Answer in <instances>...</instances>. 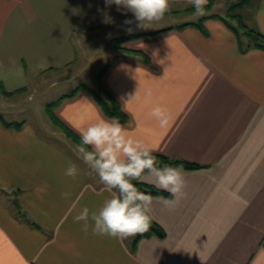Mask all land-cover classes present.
<instances>
[{"label": "crops", "instance_id": "1", "mask_svg": "<svg viewBox=\"0 0 264 264\" xmlns=\"http://www.w3.org/2000/svg\"><path fill=\"white\" fill-rule=\"evenodd\" d=\"M242 16L264 36V0H251ZM126 19L134 20L131 12L105 0H0V99L71 70L78 39L117 26L118 38L129 39L102 84L128 116L126 133L153 155L200 167L184 170L186 196L178 203L165 205L173 199L166 191L151 194L149 215L165 237L134 246L135 236L83 232L74 217L84 207L98 211L111 193L79 145L47 114L19 129L0 121V264H264V49L242 51L217 18L206 20L205 34L180 28L198 20L128 35L138 27ZM84 86L54 101L63 99L54 114L79 138L90 124L111 120ZM157 105L170 113L166 128L151 115ZM70 164L75 177L65 174ZM151 180L138 183L158 189Z\"/></svg>", "mask_w": 264, "mask_h": 264}, {"label": "clouds", "instance_id": "2", "mask_svg": "<svg viewBox=\"0 0 264 264\" xmlns=\"http://www.w3.org/2000/svg\"><path fill=\"white\" fill-rule=\"evenodd\" d=\"M208 0H189L197 15H204ZM106 6L116 5L131 12L133 19L124 23L137 27L159 22L170 10L169 0H105ZM127 31H132L129 27ZM131 97L130 101L134 100ZM159 124L166 128L171 116L167 109L157 105L151 111ZM78 151L83 162L111 193L98 211L84 207L74 217L75 222H83L81 230L86 234L91 228L93 235L127 239L149 229L153 196L141 191L133 181L143 182L151 177L153 185L170 194L173 199L164 200L165 205L178 203L185 197L184 168L182 165L160 166L153 155V149L138 139L129 136L120 121L99 119L80 132ZM65 174L75 177V165L70 164ZM65 198L70 194L63 193ZM91 221V223H90Z\"/></svg>", "mask_w": 264, "mask_h": 264}, {"label": "rangeland", "instance_id": "3", "mask_svg": "<svg viewBox=\"0 0 264 264\" xmlns=\"http://www.w3.org/2000/svg\"><path fill=\"white\" fill-rule=\"evenodd\" d=\"M240 4L241 0H215L211 9H205L204 15H197L194 10L191 11L192 7L184 10V8L178 9V7L170 5V10L165 13L163 19L159 22L147 24L146 27H138L137 30L134 28L125 34H138L163 29L168 26L197 22L203 16L211 15L225 18L234 25L239 26L237 19L234 17L236 15L242 16V12L248 5L235 9V6ZM243 20L247 28L250 29L247 25L248 21L246 20V22L244 18ZM118 30L117 26H112L108 29L104 28L95 34H90L81 42L78 39L77 65L71 70L40 79L35 86L29 87L26 93L10 97V99H0V117L10 122L15 120L14 122L16 123H26L28 120L29 122L38 123L39 118L46 119V109L50 103L65 93L71 94L80 84L87 85L89 88L100 92L97 77L102 75L104 70L111 64L113 54L119 52V46L123 43L118 42V36L121 35L118 34ZM48 118L52 122L49 116ZM53 125L60 129L54 123ZM62 132L68 139H71L64 131ZM71 140L74 141L73 139Z\"/></svg>", "mask_w": 264, "mask_h": 264}, {"label": "trees", "instance_id": "4", "mask_svg": "<svg viewBox=\"0 0 264 264\" xmlns=\"http://www.w3.org/2000/svg\"><path fill=\"white\" fill-rule=\"evenodd\" d=\"M215 0H208L207 5L205 6L206 10H209L212 8V5L214 3ZM251 2V0H241V4L235 6V9L238 7H244L247 4H249ZM191 11L194 10V6H192V8L190 9ZM210 18H217L222 20L230 29L231 31L236 35L238 42H239V46L241 48L242 51H246L252 47H258V48H263L264 49V36L260 33H258L257 31L253 30V29H248L247 26L245 25V22L243 20V17L240 15H236L234 18L237 19V23L239 24V26L234 25L233 23L229 22L227 19L219 17V16H206L204 18H202L201 20H199L197 23H190L187 25H183L180 28L186 27V26H195L196 28H198L202 33H206L205 27H204V23L206 22L207 19ZM131 38V37H130ZM129 38H122L119 39L118 42H123L125 40H127ZM104 74V72H103ZM102 75H99L98 78V82H99V90L100 92H97L93 89H88L91 94L95 97V99L97 100V102L99 103L102 111L104 112V114L109 117V118H117L120 123L122 125H125L128 123L129 119L128 116L126 115V113L122 110L120 103L117 101V99H115L103 86L102 84ZM81 88H86V87H81ZM80 88H78L74 93H76ZM87 89V88H86ZM74 93H72L71 96L74 95ZM70 97V96H69ZM61 100L63 99H59V101L56 102H52L47 106V114L48 116L52 119V122L58 126L60 129H62L68 137H70L71 139H73L78 145H80L81 141L80 138L74 133L72 132L69 128H67L54 114V109L58 107V105L60 104ZM0 121L3 122V124L8 127V128H16L19 129L21 128L24 123H8L4 118L0 117ZM157 158V162L160 166H164V165H182L184 170H196L199 169L200 167L191 163H188L184 160H179V159H170L164 156H158L155 155ZM134 184H137V186L140 188L141 191H144L146 193L152 194V195H159V196H167V194H165L163 191L158 190V189H154L152 187L146 188L145 186H143L141 183H138V181H133ZM15 207L17 209H19V205L18 203H15ZM159 237V238H164L165 237V233L164 231L161 229L160 226H158L156 223H154L152 220L150 222V226L149 229L146 232H143L141 234H137L134 238V242L133 245L135 246L138 241H140L143 238H149V237Z\"/></svg>", "mask_w": 264, "mask_h": 264}]
</instances>
